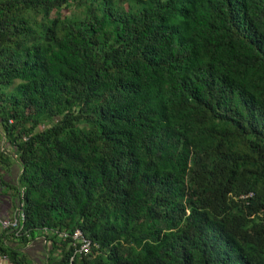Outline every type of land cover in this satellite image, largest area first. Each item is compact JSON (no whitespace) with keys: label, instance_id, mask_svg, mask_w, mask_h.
<instances>
[{"label":"trees","instance_id":"16d2710c","mask_svg":"<svg viewBox=\"0 0 264 264\" xmlns=\"http://www.w3.org/2000/svg\"><path fill=\"white\" fill-rule=\"evenodd\" d=\"M2 136L11 264H264V0H0Z\"/></svg>","mask_w":264,"mask_h":264},{"label":"crops","instance_id":"0c3cea01","mask_svg":"<svg viewBox=\"0 0 264 264\" xmlns=\"http://www.w3.org/2000/svg\"><path fill=\"white\" fill-rule=\"evenodd\" d=\"M2 137L0 138V141ZM9 158L7 160H0V219L7 216L14 208L19 206L23 200V189L21 188L19 194L17 192V179L20 173L19 165L12 154L8 142ZM3 229L0 226V233ZM41 233L35 234L32 242L28 243L24 250L29 253L31 264H42L45 261L47 244L43 243Z\"/></svg>","mask_w":264,"mask_h":264},{"label":"built area","instance_id":"2783aa9c","mask_svg":"<svg viewBox=\"0 0 264 264\" xmlns=\"http://www.w3.org/2000/svg\"><path fill=\"white\" fill-rule=\"evenodd\" d=\"M22 140H26V136H23ZM0 145H1V149H3L4 136H2ZM24 220H25V214L23 210V203L20 202L19 206L14 208L7 216L2 217L0 219V226L3 230L6 231V233H10L11 239L16 240L17 239L16 237L23 234L22 229H23ZM50 232L56 233L57 237L60 239L69 241L71 247L75 249L74 253L75 252L89 253L91 250V241L85 236H83L78 228L72 229V231L70 232L65 230H59L57 228L53 230L48 228H43L40 236L41 239L43 240V243L46 242V235H48ZM25 234L27 235V238L30 239L29 234L28 233ZM32 240H30V242H32ZM76 244H78L77 247L75 246ZM0 264H11V262L8 260L5 254L0 253Z\"/></svg>","mask_w":264,"mask_h":264},{"label":"clouds","instance_id":"9594fccd","mask_svg":"<svg viewBox=\"0 0 264 264\" xmlns=\"http://www.w3.org/2000/svg\"><path fill=\"white\" fill-rule=\"evenodd\" d=\"M87 238V237H86ZM93 246L92 242H91V247Z\"/></svg>","mask_w":264,"mask_h":264},{"label":"rangeland","instance_id":"374dc122","mask_svg":"<svg viewBox=\"0 0 264 264\" xmlns=\"http://www.w3.org/2000/svg\"><path fill=\"white\" fill-rule=\"evenodd\" d=\"M42 264H44V262Z\"/></svg>","mask_w":264,"mask_h":264}]
</instances>
